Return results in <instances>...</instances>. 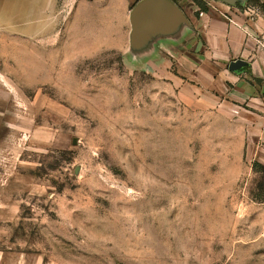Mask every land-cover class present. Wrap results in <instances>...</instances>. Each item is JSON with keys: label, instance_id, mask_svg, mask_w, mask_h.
<instances>
[{"label": "rangeland", "instance_id": "374dc122", "mask_svg": "<svg viewBox=\"0 0 264 264\" xmlns=\"http://www.w3.org/2000/svg\"><path fill=\"white\" fill-rule=\"evenodd\" d=\"M134 45L122 4L0 0V264H264L244 118Z\"/></svg>", "mask_w": 264, "mask_h": 264}, {"label": "crops", "instance_id": "0c3cea01", "mask_svg": "<svg viewBox=\"0 0 264 264\" xmlns=\"http://www.w3.org/2000/svg\"><path fill=\"white\" fill-rule=\"evenodd\" d=\"M85 1L127 7L140 45L134 62L176 71L189 93L242 116L254 159L264 164V18L236 10L249 0H202L207 11L193 0Z\"/></svg>", "mask_w": 264, "mask_h": 264}, {"label": "water", "instance_id": "95a60500", "mask_svg": "<svg viewBox=\"0 0 264 264\" xmlns=\"http://www.w3.org/2000/svg\"><path fill=\"white\" fill-rule=\"evenodd\" d=\"M132 42L135 44L134 47L132 48V52L134 49H138L140 48V45H139V38L134 37V33H133V27H132Z\"/></svg>", "mask_w": 264, "mask_h": 264}, {"label": "trees", "instance_id": "16d2710c", "mask_svg": "<svg viewBox=\"0 0 264 264\" xmlns=\"http://www.w3.org/2000/svg\"><path fill=\"white\" fill-rule=\"evenodd\" d=\"M201 9V11H207V7L202 0H193Z\"/></svg>", "mask_w": 264, "mask_h": 264}, {"label": "built area", "instance_id": "2783aa9c", "mask_svg": "<svg viewBox=\"0 0 264 264\" xmlns=\"http://www.w3.org/2000/svg\"><path fill=\"white\" fill-rule=\"evenodd\" d=\"M245 29V28H244ZM246 30V29H245ZM247 31V30H246Z\"/></svg>", "mask_w": 264, "mask_h": 264}]
</instances>
